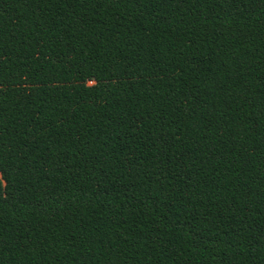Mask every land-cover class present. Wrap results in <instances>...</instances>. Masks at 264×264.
<instances>
[{
	"label": "trees",
	"instance_id": "trees-1",
	"mask_svg": "<svg viewBox=\"0 0 264 264\" xmlns=\"http://www.w3.org/2000/svg\"><path fill=\"white\" fill-rule=\"evenodd\" d=\"M0 264H264V0H0Z\"/></svg>",
	"mask_w": 264,
	"mask_h": 264
}]
</instances>
